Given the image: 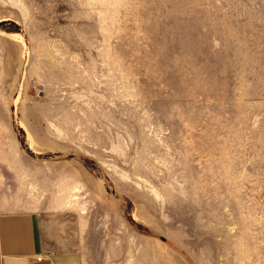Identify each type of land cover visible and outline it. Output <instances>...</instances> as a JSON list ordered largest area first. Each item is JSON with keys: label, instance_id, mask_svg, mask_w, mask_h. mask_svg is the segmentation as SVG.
Segmentation results:
<instances>
[{"label": "rangeland", "instance_id": "rangeland-1", "mask_svg": "<svg viewBox=\"0 0 264 264\" xmlns=\"http://www.w3.org/2000/svg\"><path fill=\"white\" fill-rule=\"evenodd\" d=\"M14 142L85 264H264V0H0Z\"/></svg>", "mask_w": 264, "mask_h": 264}, {"label": "crops", "instance_id": "crops-1", "mask_svg": "<svg viewBox=\"0 0 264 264\" xmlns=\"http://www.w3.org/2000/svg\"><path fill=\"white\" fill-rule=\"evenodd\" d=\"M3 58L0 50V105L10 103L4 82L11 70ZM11 119L0 111V264H85L81 253L64 250L48 204L30 191L36 162L14 142Z\"/></svg>", "mask_w": 264, "mask_h": 264}]
</instances>
